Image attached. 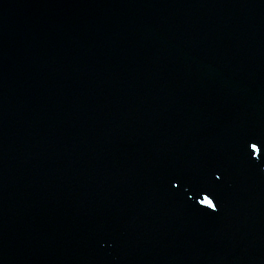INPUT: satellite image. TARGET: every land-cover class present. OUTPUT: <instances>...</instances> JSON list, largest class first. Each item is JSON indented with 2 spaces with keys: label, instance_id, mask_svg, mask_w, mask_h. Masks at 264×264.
Returning a JSON list of instances; mask_svg holds the SVG:
<instances>
[{
  "label": "water",
  "instance_id": "95a60500",
  "mask_svg": "<svg viewBox=\"0 0 264 264\" xmlns=\"http://www.w3.org/2000/svg\"><path fill=\"white\" fill-rule=\"evenodd\" d=\"M0 264H264V0H0Z\"/></svg>",
  "mask_w": 264,
  "mask_h": 264
},
{
  "label": "snow or ice",
  "instance_id": "6c2138e0",
  "mask_svg": "<svg viewBox=\"0 0 264 264\" xmlns=\"http://www.w3.org/2000/svg\"><path fill=\"white\" fill-rule=\"evenodd\" d=\"M251 148L255 151V150H257L258 145L255 144V143H253V144H251ZM216 178L219 179L218 176H217ZM201 203H203V204H205V205H208V206H210L211 208H213L214 210H216V204L213 203L212 200L208 199V197H205L204 200H203Z\"/></svg>",
  "mask_w": 264,
  "mask_h": 264
}]
</instances>
